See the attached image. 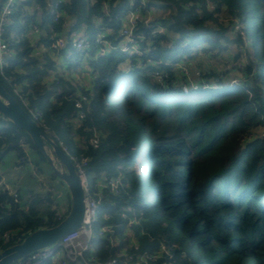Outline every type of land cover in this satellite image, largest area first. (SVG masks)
<instances>
[{
  "label": "trees",
  "instance_id": "1",
  "mask_svg": "<svg viewBox=\"0 0 264 264\" xmlns=\"http://www.w3.org/2000/svg\"><path fill=\"white\" fill-rule=\"evenodd\" d=\"M132 1L65 0L58 10L74 24L71 30L91 40L100 32L112 43H128L120 29ZM145 1L142 9L152 27L144 24L142 13L132 31L136 52L117 46L98 56L92 40L94 51L75 54L79 60L87 56L91 77L81 108L75 106L76 89L62 85L61 74H50L57 78L48 81V69L56 67L48 55L51 35L56 26L61 31L50 0L15 5L6 25L13 58L0 71V83L28 113L40 111L37 121L57 143L78 160L87 159L91 194L101 196L96 229L108 227L103 235L95 233L91 251L84 254L92 264L109 259L117 264H264V0ZM232 23L235 33H229ZM33 26L43 32L36 46L29 37ZM223 39L240 48L237 71L201 70L206 81L217 78V87L211 82L208 88L183 91L182 75L171 72L168 63L187 61L197 68L204 63L200 56L223 48ZM39 45L44 62L34 51ZM162 69L169 73L159 80L154 72ZM225 77L238 80L230 84ZM80 111L84 121L73 124ZM0 121V172L14 163L9 152L19 158L28 151L49 187L24 193L9 186L16 200L0 187L1 251L37 228L58 223L55 213L62 218L69 201L64 211L57 207L61 181L23 130ZM141 158L148 167L142 173ZM104 177L121 179L116 194L108 190V200L101 194ZM146 189H151L148 196Z\"/></svg>",
  "mask_w": 264,
  "mask_h": 264
},
{
  "label": "built area",
  "instance_id": "2",
  "mask_svg": "<svg viewBox=\"0 0 264 264\" xmlns=\"http://www.w3.org/2000/svg\"><path fill=\"white\" fill-rule=\"evenodd\" d=\"M21 1L24 0H0V71L4 70L9 65L13 58L12 49L9 47L6 38V25L10 20L9 16L13 12L15 5ZM63 1L65 0H50L49 9L50 11L53 10L54 12L53 21L59 23L61 26V31H58L56 25V27L53 28V34L51 35L53 43L51 44V47L54 50H63L64 54L62 56H68L71 54V52H74L73 50L83 51L85 48H90L91 42L88 40V37L70 29L74 24L72 22L70 23L69 20L63 17L58 10L59 5L63 3ZM145 2V0H139V3L143 6L145 5ZM138 9L139 8L137 7L134 10ZM134 10H131L130 12H133ZM133 16V13H130V16L127 18V22L121 27L120 31V33L128 39V43L124 41H118L113 45V43L109 42L106 34L100 33L101 36H99L97 40L98 43L96 44L99 46L97 52L102 54L100 55L98 53V56H104L107 52V49H111L112 46H115L112 49L120 47L121 50L125 51H128L129 48H132V53L137 51V47L135 45L136 41L132 37V31L136 23L140 20V16L137 15L132 18ZM31 31L34 34H38L39 28L33 26ZM33 43L36 46L37 43ZM124 46H126L125 49ZM36 49L37 48L35 47L34 51L35 53H38L39 51L37 52ZM154 73L156 74L157 78H160L159 80H161L162 74H165L164 71H155ZM29 114L37 121V116L39 113L35 111ZM47 133L50 134L49 132ZM50 136L52 137L53 135L50 134ZM93 141L95 142L96 140L93 139ZM58 145L71 159V162L83 187L84 209L82 223L78 228L63 235L54 246L32 252L25 258L18 260L15 264H42L43 262H47V264H92L91 260L85 259L84 254L91 251V240L94 236V225L96 224L97 214L100 211L101 196H99L98 199H95L91 194L92 187L88 182L86 173V167L88 164L87 159L82 157L80 160H78L75 156L69 153L62 141H59ZM3 187L8 189L14 200H16V193L13 192L8 185ZM55 214L58 219L61 220L63 218V216L61 218L60 212H56ZM106 230H108L106 225L100 226L98 231L99 235H103ZM8 236L9 234L7 232L2 234V238L4 239H7ZM53 258H55V260H51ZM102 264H117V262L115 259H109Z\"/></svg>",
  "mask_w": 264,
  "mask_h": 264
},
{
  "label": "rangeland",
  "instance_id": "3",
  "mask_svg": "<svg viewBox=\"0 0 264 264\" xmlns=\"http://www.w3.org/2000/svg\"><path fill=\"white\" fill-rule=\"evenodd\" d=\"M129 6H130L131 10H134L137 7L139 9L138 10H134L133 12H128L129 13L128 17L130 16V13H133L134 16H137V15L141 16L142 13H144L143 15L145 16V13H146L145 11H147V10H145V8L142 9L143 5H141L138 0L132 1L129 4ZM134 16L132 18H134ZM93 19L97 20V21H95L96 24L100 23V18L98 16H93ZM150 21H151V18H149L147 16L144 17V24L147 27H152L151 26L152 24H149ZM226 21L228 23V17H227ZM230 26H231V29H229L230 30L229 33L230 32L235 33L236 32L235 30H236V27H237L236 23H232L231 25H229V28H230ZM155 29H157V26L155 27ZM159 30L160 29H157L156 31H159ZM39 31H41V30L39 29ZM120 31H121V29H120ZM99 36H101V34H100V32H97L96 34H94V36H93L94 38H92V40H94L96 43H98L97 40H98ZM108 39H109V42L112 43L110 38H108ZM88 40L92 41L90 38ZM222 41H223V48L217 54H215V51H213V53H211V55H209V56H206V58L204 56H200L199 57V59H201L204 63H202V65H200L199 63L196 62L197 65H198L197 68L194 65H193V67L191 65H189L190 63H188L187 61H183V62H179V63H168L169 64V68L168 69H170L171 72L176 71V69H177V70H179L180 74L182 75L183 80L180 83V87L183 89V91L187 92L189 90V87H191L192 90H194L195 88H199V87L208 88V85H210L211 82H213L212 83L213 87H217V78H211L210 77V79H212V80H210V81L207 80L206 81L205 78H202L203 77V75H202L203 73L201 72V70L208 71L209 69H211V68L213 69L214 68L215 70L220 71V70L224 69V70L228 71L230 73V75H232L233 72L237 71V70H235L234 67H235V65H237V66L239 65V62L237 61L236 56L239 53L240 48H237L236 45L232 41L229 42V41H226L225 39H223ZM114 44L115 43H113V45ZM199 44L200 45L204 44V45H208L209 46L208 43H199ZM95 46H96V44H95ZM114 47L115 46H112V48H114ZM125 48H126V46H124V49ZM39 49H40V46L36 49L37 52L39 51L38 53H36L37 54L36 57L39 58L38 60H41L42 62H44V58H42L41 55H40L41 49L40 50ZM88 49H90V48H85L83 51H75V50H73L74 52H71V54H69L68 56H62V57L58 56L53 51L54 49L52 47H51V49H48V55L55 62V66H56L55 70L48 69V73H46V74H49L48 76H49L50 79H48V81H50V80L52 81L55 78H57V76L53 77L50 74H53V75L54 74H56V75L61 74L62 78H63L62 79V85H66V83L68 82V84L72 86V88L70 87V89H69L70 91L74 90V88L76 89L75 91H76L77 96L79 98L75 99V106L80 107V108L82 106V102L88 101V97L84 93V91H86L87 88L89 87L88 86L89 85L88 82L90 81L91 77H90V74H89L88 69H87V66H88V62H87V59H86L87 56L84 55V57H82L79 60V59H77L75 54L77 52H86V50H88ZM198 49L199 48H196V49L194 48L193 50H195V52H196V51H198ZM90 50L94 51L95 49L91 48ZM193 50L190 53L193 54ZM127 52L130 54V53L133 52V49L129 48ZM170 52H172L171 55H173L175 53V50L174 51L172 50ZM94 53L95 54H98V53L100 54V52H97V50H95ZM75 63H76V65H78V69L77 70L74 68ZM209 63H211V65ZM192 64H194V63H192ZM83 66H85L86 69H84L83 73H80L82 71V69H83ZM199 67H200V69H199ZM44 68H46L45 65H44ZM161 71H164L165 74L169 73L165 69L164 70L162 69ZM231 78L232 79L230 81H229V78L228 79L226 78V81H228L230 84H235L237 82V80H238V78H236V77H231ZM199 84H200V86H199ZM67 87H69V86L67 85ZM36 112L40 114V111H36ZM84 117H85V113L83 111H80L79 112V116L73 119V124H76V125L78 124L79 125L81 120L84 121L83 120V119H85ZM2 124H3V122L0 121V127L2 126ZM263 129H264V127L260 131H263ZM73 133L74 132L72 131V134ZM263 133H264V131H263ZM78 138H79L78 136H75L76 140ZM8 154L10 156L9 158H13L14 159V163L18 162L19 164L15 163V165H14V163H13L12 166L10 167L11 170L5 169L4 166L1 167V169L3 171L2 173L0 172L1 175H3L5 173V170H6V175H7L8 179L14 180V177H15V179H18V176H19L18 180L20 182L27 183V184L30 185L29 189L31 187L32 189H34V191H38V192H41L45 187H46V189H49L46 177H44L40 172H38L36 170V167L32 163V159L29 157L30 154H29L28 151L26 153H24L26 155V157L20 156L18 158L16 156V153H13V152H9ZM138 162H139V167H138L139 168V172L142 173V171L147 170L148 167H147V163L145 161V158H141ZM14 169L19 171L18 175H16L17 171L14 170ZM44 169H45V171H47V168L45 166H44ZM28 177H30V178H28ZM31 177H33V178H31ZM26 178L29 179L28 182L26 181ZM37 180H38V182H40L39 184H37ZM120 181H121L120 178L119 179L118 178H115V179H113V178L106 179L105 178V179H103L100 182V186L102 188L101 194L105 195L107 197V200L110 199L109 194H107L108 190L110 191V194L111 193L116 194L118 192V187L120 185ZM60 184L63 185L62 182H60ZM46 189L43 192H46ZM144 192L145 193L147 192L146 196H148L151 193V189H146ZM37 194H42V193H37ZM96 228H97V226L95 224L94 225V235H95L96 232H98L97 231L98 229H96ZM57 255H58V253H57ZM51 260H55V258H53ZM57 261H58V259H57ZM42 264H47V262H43Z\"/></svg>",
  "mask_w": 264,
  "mask_h": 264
},
{
  "label": "water",
  "instance_id": "4",
  "mask_svg": "<svg viewBox=\"0 0 264 264\" xmlns=\"http://www.w3.org/2000/svg\"><path fill=\"white\" fill-rule=\"evenodd\" d=\"M0 120L10 121L29 136L52 173L64 184L69 195L68 210L58 223L37 228L20 242L0 251V264H15L32 252L54 246L63 235L80 226L83 219L84 192L68 155L1 83Z\"/></svg>",
  "mask_w": 264,
  "mask_h": 264
},
{
  "label": "crops",
  "instance_id": "5",
  "mask_svg": "<svg viewBox=\"0 0 264 264\" xmlns=\"http://www.w3.org/2000/svg\"><path fill=\"white\" fill-rule=\"evenodd\" d=\"M41 30V29H40ZM41 33H43L42 31H39L38 32V34H34V33H32V31L30 30V32H29V37L32 39V41L33 42H36L37 43V41H38V36L39 35H41ZM43 35V34H42ZM49 77V76H48ZM48 79H50V78H48ZM13 164V163H12ZM9 170H11L10 168H9ZM14 170H16V169H14ZM17 171V170H16ZM3 171H1V173H2ZM15 173V172H14ZM18 173H19V171H17L16 172V175H18ZM21 178V177H20ZM28 178H30V177H28ZM28 178H26V181L28 182L29 181V179ZM18 179H19V176H18ZM18 179H15V177H14V180H12V179H8L7 178V175H6V170H5V173L3 174V175H1L0 174V187L1 186H5V185H8V186H12V187H14V188H16V187H18V188H22V191L25 193L26 192V190H28L29 189V184H27V183H22V182H20ZM48 183V182H47ZM59 196H61L60 197V199H59V203L57 204V207H59V209L61 210V211H64L65 210V207H66V204H67V202L69 201V195H68V193H67V190H66V188H65V186H64V184L62 185V186H60V190H59Z\"/></svg>",
  "mask_w": 264,
  "mask_h": 264
}]
</instances>
